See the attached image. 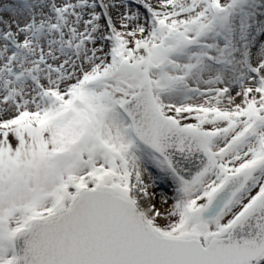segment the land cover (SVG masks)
I'll return each instance as SVG.
<instances>
[{"label": "snow or ice", "instance_id": "obj_1", "mask_svg": "<svg viewBox=\"0 0 264 264\" xmlns=\"http://www.w3.org/2000/svg\"><path fill=\"white\" fill-rule=\"evenodd\" d=\"M0 264H264V0H0Z\"/></svg>", "mask_w": 264, "mask_h": 264}]
</instances>
